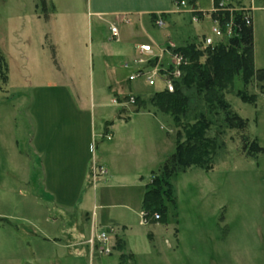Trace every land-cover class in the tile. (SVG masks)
Wrapping results in <instances>:
<instances>
[{"label":"rangeland","instance_id":"1","mask_svg":"<svg viewBox=\"0 0 264 264\" xmlns=\"http://www.w3.org/2000/svg\"><path fill=\"white\" fill-rule=\"evenodd\" d=\"M224 3L220 11L251 13L255 68L264 69V2ZM200 6L203 18L187 0L151 16L152 37H141L145 43L128 56L116 53L122 20L109 27L97 22L87 0H0L7 62L0 67V264H264V152L248 157L242 133L227 127L196 90L185 89L192 111L177 121L153 99L165 91L163 81L129 82L138 58L147 62L160 53L147 65L167 67L178 48L210 46L204 37L212 34L210 14L219 5L199 0ZM141 44L153 52L140 54ZM131 92L144 99L121 106ZM220 93L248 120L245 134L264 148V82L235 77ZM201 111L210 123L204 136L215 141L212 160L173 176L176 206L169 205L166 221H153L142 205L154 171L138 173L130 163L110 173L100 144L118 125L134 138L160 132L174 152ZM130 118L123 129L119 124ZM69 128L79 133L72 136Z\"/></svg>","mask_w":264,"mask_h":264},{"label":"trees","instance_id":"2","mask_svg":"<svg viewBox=\"0 0 264 264\" xmlns=\"http://www.w3.org/2000/svg\"><path fill=\"white\" fill-rule=\"evenodd\" d=\"M181 1L183 0H172V3ZM187 1L192 7H198L196 9L201 18L205 16L204 11L199 8V0ZM262 1L264 2V0ZM214 2L217 6L219 5V12L210 14L211 17L218 18L222 25L231 21L234 35L229 38L226 44L209 46L205 50L200 48L197 43L178 48L176 51L181 53L187 62L184 66L182 65V83L176 85L174 93L158 92L153 99L159 100V105L171 110L175 119L180 121L187 118L188 113L192 111V97L188 95L189 93L185 94V89L196 90L200 96L206 97L207 105L209 104V107L215 110L214 113L223 115V123L227 127L242 133V150L246 155L256 157L264 152V148L257 139H250L245 134L248 120L235 112L220 93L221 89L231 83L235 77H240L246 84L254 80L264 82V69L257 70L255 68L254 25L252 22L247 23V10L220 11V5L224 0H214ZM250 18L252 19V16ZM203 56L205 57L204 62L201 61ZM3 65H7V62L0 49V67ZM129 95L134 94L131 92ZM134 96L135 104L144 99L141 95ZM247 100L244 98V101ZM201 112L200 118L191 128L195 130L188 132L186 142L179 141L178 143L177 140L175 151L167 157L158 170L153 172L151 182L146 184L147 190L142 206L144 210L149 211L153 221H166L170 212L169 205L176 206V196L171 183L173 176L192 165L207 167L212 160L211 153L215 141L208 140L204 136L210 123L206 120L204 111ZM221 145L224 146V142ZM155 214H160L159 220H155Z\"/></svg>","mask_w":264,"mask_h":264},{"label":"crops","instance_id":"3","mask_svg":"<svg viewBox=\"0 0 264 264\" xmlns=\"http://www.w3.org/2000/svg\"><path fill=\"white\" fill-rule=\"evenodd\" d=\"M87 6L88 14L90 13L97 22H101L108 27L111 23H118L120 19L122 20L120 23L121 40L115 43L116 53L131 56L140 43H145L146 40H141V37L146 38L147 36L149 39L152 37L146 29L147 27L150 28V25H146V20L154 15L161 17L164 16L163 14L169 13L172 0H87ZM200 9L204 10L201 6ZM124 18H128L129 22L124 23ZM138 28L142 30V34L138 31ZM92 108H94L93 105ZM132 119L124 120L127 122L125 126L121 124L122 122L119 125H123V129L126 126L130 127L128 124L131 123ZM117 126L114 129L111 126L112 137L100 144L101 160L110 170V173L114 168L116 171L118 168H125L130 163L137 168L138 173L155 171L173 153L174 149L171 151L168 140H165L160 132L157 134L152 130L146 135L134 138L132 132L119 133ZM75 130L69 128V134H72L71 131H73L72 136L79 133L78 130ZM154 138H157V140H154ZM87 142L89 143L90 140ZM106 145H109V147L104 149ZM122 160H124L123 163H121ZM102 202L106 207L109 204L108 201L104 202L102 200Z\"/></svg>","mask_w":264,"mask_h":264},{"label":"built area","instance_id":"4","mask_svg":"<svg viewBox=\"0 0 264 264\" xmlns=\"http://www.w3.org/2000/svg\"><path fill=\"white\" fill-rule=\"evenodd\" d=\"M221 5L225 6V3H221ZM248 12V17H247V23H251L252 19L250 18L252 15L251 13L247 10ZM213 26H212V34L211 35H205L204 37V42L205 40V45L207 46H215L218 45L222 42L223 38H230L234 35L233 27L231 21L227 22L226 24L222 25L220 20L218 18H214L213 20ZM161 24V20H160ZM114 32H117V28H113ZM139 51L140 54L144 53H152L153 49L152 46L149 44H141L139 46ZM173 59L175 60L174 64H171L170 66L167 67H155L152 68L151 66H148L147 63L151 64L153 59L157 58H162L163 54H154L153 57L151 58L150 61H147L144 58H138L134 60V64L137 65L135 71L129 75V82H132L136 80L137 78L140 77H145L146 80L150 84H156L157 81H163L164 84V89L165 91L174 90L175 88V81L178 80L182 76V65L186 62L185 57L179 53V52H174L172 51L171 55ZM117 99H114V102L117 103ZM119 102V101H118ZM135 102V97L134 95H129V98L125 103H120L121 106L123 107H130L131 104ZM155 220L160 219V214H155L154 215ZM102 251L106 250V252H109V248L102 247Z\"/></svg>","mask_w":264,"mask_h":264}]
</instances>
